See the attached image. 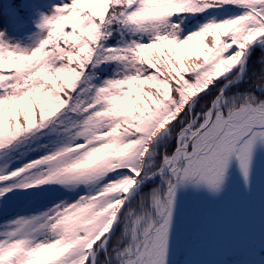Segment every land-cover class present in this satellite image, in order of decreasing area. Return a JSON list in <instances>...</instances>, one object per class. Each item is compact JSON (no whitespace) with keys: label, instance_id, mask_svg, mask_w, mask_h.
Masks as SVG:
<instances>
[{"label":"snow or ice","instance_id":"obj_1","mask_svg":"<svg viewBox=\"0 0 264 264\" xmlns=\"http://www.w3.org/2000/svg\"><path fill=\"white\" fill-rule=\"evenodd\" d=\"M210 216L264 264V0H0V264H203Z\"/></svg>","mask_w":264,"mask_h":264},{"label":"rangeland","instance_id":"obj_2","mask_svg":"<svg viewBox=\"0 0 264 264\" xmlns=\"http://www.w3.org/2000/svg\"><path fill=\"white\" fill-rule=\"evenodd\" d=\"M252 223L259 229L261 223L260 208L257 204L253 209ZM233 224L223 218L210 216L206 225V240L202 247L193 258L197 261L203 262V264H212V262L217 258L215 255L216 244L226 238Z\"/></svg>","mask_w":264,"mask_h":264}]
</instances>
